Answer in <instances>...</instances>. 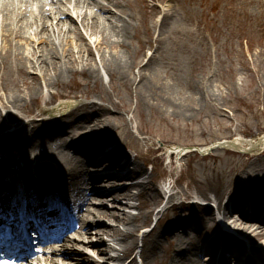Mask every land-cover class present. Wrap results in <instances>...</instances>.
Returning a JSON list of instances; mask_svg holds the SVG:
<instances>
[{
    "label": "rangeland",
    "instance_id": "obj_1",
    "mask_svg": "<svg viewBox=\"0 0 264 264\" xmlns=\"http://www.w3.org/2000/svg\"><path fill=\"white\" fill-rule=\"evenodd\" d=\"M119 2L121 7H112L111 14L108 9L105 10L107 13L94 8L92 10L107 17L116 15L130 20L132 38L125 46L115 49L127 57L131 68L128 80L121 81L118 74L112 77L101 67L100 54L96 48L99 36L83 32L86 38L84 43L94 51V63L100 71L101 81H89L88 70L82 72L81 66H76V72L64 74L61 81L54 85H48L52 80L46 75L41 81L42 89L38 97H27L20 110H2L4 120L8 122L12 116L10 114L17 113L27 122L34 117H41L47 107L63 101L71 102L76 107L74 109L83 105L84 108L82 106L75 111L73 119L61 121L66 125L72 124L67 131L69 134L63 135L62 139L67 138L68 143L75 144L85 140L80 135L81 132H87L85 128L95 127L94 119L98 115L92 112L90 106L107 109L102 114L103 120L108 118L114 126L109 129L104 141L113 144V148L124 154L130 153L131 161L135 155L134 168H143V178L150 181L151 185L167 190L164 180L170 176L171 183L176 184L177 196L168 204L167 196L159 198L150 186L148 195L137 198L134 208L129 210L123 200L114 202L113 198L103 194L110 189L103 187L100 190L101 197L107 198L105 204L95 201L93 203L96 206L92 208L117 213L124 211L136 217V225L140 227L135 241L136 264H168L171 260L168 259L171 255L168 249L171 241L168 236H164V229L181 220L192 225L186 227V234H180L179 237L172 235L173 243L188 249L183 264L214 262L205 255L200 256L202 251L207 250L213 256L216 255L215 264H219L217 254L226 246L212 247L209 242L223 241L225 233L222 226L216 228L211 223L204 212L205 207L195 202L210 203L216 221H221L217 209L224 208L227 202L261 196L259 190H264V149L254 154L217 148L206 156L199 151L238 137L254 139L264 136V0ZM154 11L156 15H153ZM165 13H170L166 28L162 30L160 25L154 27L153 23H161ZM67 18L78 19L76 14ZM78 21L81 23L80 19ZM34 30L28 28L23 32L30 36ZM76 43L74 51L75 56H78ZM1 47L0 39V94L6 97L16 89L26 92L25 85L28 82L36 84V76L39 74L30 65L34 59V45L24 44L19 50L28 66L24 71L17 61L19 55L14 48L9 53L12 67L2 64L4 52ZM67 48L69 52L71 46ZM103 51L108 54L111 48L107 47ZM141 79L146 85L143 94L138 88ZM2 88L7 90L6 94ZM85 113L93 115L94 119L77 126L74 121ZM102 125H107V122H102ZM10 126L0 131V137L13 130ZM2 145L3 142L0 143V150ZM56 148V145L39 144L33 150V155L37 153L41 160L45 159L58 166L56 153L59 152L55 151ZM66 152L68 156L74 154L70 149ZM173 153L176 154L171 155ZM30 157L26 155L25 160ZM2 162L9 164V176L15 178L10 158L2 157ZM71 183V186L64 185L63 192L77 201L80 195L76 188L86 185L80 176L75 177ZM139 191L132 190V194L137 195ZM89 197L99 198L96 195ZM146 201L155 207V214L149 219H146ZM115 206L121 209L116 210ZM167 207L170 208L165 211ZM234 216L236 214L231 212L227 219L236 220ZM96 221L101 225L92 229L90 235L81 236L87 240L88 245L92 244L89 248L85 244L79 247L84 250V254L97 258V247L100 248L103 243L99 242L101 237L98 238L96 234L98 230L113 224V221L106 218H96ZM157 221L159 223L155 227ZM153 229L155 231L151 233ZM238 237L241 240L239 242L243 243L240 246L242 249L239 248L243 254L233 259L226 254L220 263L245 264L250 251H253L252 264H264L263 257L255 254L252 249L262 247L264 238L250 244L245 236L238 234ZM103 239L106 245L112 243L107 236H103ZM30 262L37 264V261Z\"/></svg>",
    "mask_w": 264,
    "mask_h": 264
},
{
    "label": "bare ground",
    "instance_id": "obj_2",
    "mask_svg": "<svg viewBox=\"0 0 264 264\" xmlns=\"http://www.w3.org/2000/svg\"><path fill=\"white\" fill-rule=\"evenodd\" d=\"M117 5L119 8L121 7L119 0H0V39L2 42L1 50L4 52L3 58L1 57L3 59L2 64H7L9 68L12 67L9 53L14 48L19 55L17 61L22 65L21 70L27 69V62H24L19 50L24 44L31 43L34 45L32 53L34 59L30 65L39 71L36 76L37 81L35 80L36 84L28 82L25 85L27 93L16 89L13 92L9 90L10 93L6 97L0 94V131L9 125L13 126H10V128H13L12 131L0 137V143L3 142L0 150V160L5 156L6 159L10 158L12 162L11 169L15 175V178L11 177L10 181L0 182V212L2 210L6 212L8 201L11 200L12 196L20 194L28 199L33 196L38 209H42L45 199L49 200L50 206L55 208L47 215L48 222L44 223L37 218L36 224L40 226V232L42 233V238L37 242L40 248L36 252V257L32 259L37 261V264H136L135 241L137 232L140 229L139 225H136V217L124 211L117 213L92 208L96 206L93 202L97 201L105 204L107 198L101 197L102 191L100 190L103 187L110 188L109 192L103 194L113 198L114 202L119 201V199L123 200L129 210L134 208V201L137 198L148 195V192L151 191L150 186L159 198L164 197V190L151 185L150 181L143 178L145 174L143 168L135 167L134 170L126 172L125 168L128 163L126 156L115 147L111 151L108 150V148L113 147V144L104 141V137L108 136L107 133L114 124L111 125L108 118L103 120L102 114L106 113L107 109L91 105L92 112L98 115L97 119H94L93 115L85 113L81 118L78 117L74 121L77 126L88 122L90 119L97 121L94 122L93 120L95 127L85 128L86 133L82 134V130L80 131V135L84 136L85 140L82 141L83 143L75 144L68 143L67 138L62 139L63 135L69 134L67 131L72 127V124L66 125L61 121L68 118L73 119L76 116L75 111L80 110L83 105L74 109L76 107L71 102L63 101L56 106L47 107L41 117H34L27 122H24L23 117L17 113L10 114L12 116L6 122L2 112V110H20L24 106V102L27 101V97L31 99L38 97L42 89L41 81L45 79L46 75H49L52 80L48 82V85H54L61 81L60 78L64 74L76 72V66H81L83 67L82 72L88 70L89 81H101L100 71L94 63V51L90 45L84 43L86 41L84 33L99 36L96 48L100 54L101 67L106 69L112 77L118 74L121 81H127V75L131 69L129 62L126 55H120L115 49L125 46L127 41L132 38L130 20L115 17L116 15L107 17L94 13L92 10L94 8L102 13L108 9V13L111 14L113 13L112 7H117ZM156 13L154 11L153 15H156ZM75 14L81 20V23L78 19L67 18ZM169 16L170 13H165L161 23H153V26L160 25L162 30L165 29L169 24ZM28 28L35 29L33 35H25L26 33L23 31ZM75 41L77 42L78 52L76 54L78 56H75ZM65 42L66 44H64ZM79 42L82 44L79 45ZM36 45L38 46L36 47ZM67 46H71L69 52ZM107 47L111 48L108 54L103 51ZM25 72L29 74L27 70ZM140 83L141 85L138 88L143 94L146 85L142 79ZM3 91L5 94L7 93L6 89H3ZM33 91L34 94H32ZM48 103L46 102V104ZM104 121L107 122V125H102ZM80 129H83V127ZM39 144L57 146L55 151L59 152L56 153L58 166L52 162L55 173L51 181L39 182L32 180L30 182L29 179L34 175L33 163L46 161L45 159L41 160L42 158L37 153L33 155V150ZM222 144L221 147L226 150L258 154L264 149V136L254 139L238 137ZM69 149L74 152L72 156L66 154ZM26 155L31 157L25 160ZM32 156L34 157L32 158ZM81 157L83 160H81ZM108 170L111 172H108ZM121 173H127L126 177L134 178L137 181L132 184L128 183V185L126 183L127 186L120 190L112 188V186L118 184L115 180L117 179L116 175ZM77 176L82 178L83 184L89 189L86 186L76 188L80 199L74 201L72 196L63 192V188L64 185L71 186V181L73 182ZM18 188L21 190H18ZM135 189L140 190L137 195L132 194V190ZM90 195H96L99 198L90 199ZM176 196L177 193L170 196L168 204ZM246 199L243 202L235 200L233 203H227L224 208H218L219 214L227 222L228 233L224 234L223 241L220 239V241L209 242L212 247L217 245L228 247L224 252H229L231 259L238 258L240 254H243V251L239 250L243 243L239 242L241 240L238 234L245 236L250 244L264 238V196H250ZM62 206L71 209V214L73 213L74 218L70 228L65 227V223H62L65 220L64 214H60L61 220L56 217L57 208ZM144 206L148 210L146 219H149L150 216L155 214V207L148 201L144 203ZM115 209L120 210L121 208L115 206ZM232 211L236 213V216H234L236 220L227 219ZM204 212L208 215L211 223L218 228L219 224L214 217V208L205 207ZM239 214L242 217L238 220ZM96 218H106L113 221V224L105 229L98 230L96 234L98 238L101 237L99 242L103 243L101 247L99 246L100 248L97 247V258L84 254V250L79 247L80 244H85L89 248V245L92 244L88 245L87 240L82 239L81 236L88 235L92 229L101 225L96 221ZM57 226L60 231H58ZM189 226L192 225L181 220V222L172 223L164 229V236H168L171 241L168 247L171 253L168 259L171 260L168 264H183L188 249H184L179 243H173L172 235L173 237H179L180 234H186V227ZM154 231L152 230L151 233ZM67 232H75L76 236L63 238V234ZM103 236H107L112 243L109 245L104 244ZM217 238L219 239V237ZM17 239H20L19 234ZM6 240L9 241L10 238L5 237L4 242ZM25 248L26 250L31 249L22 244L20 251H24ZM252 249H254V253L256 252L255 254L264 259V245ZM12 251L10 256L17 258V260H14V264H29V253L17 257L14 255L15 249L13 247ZM207 253L209 252L204 253L207 259L213 261L215 256L212 253ZM251 253L246 258L245 264H252ZM221 258L223 260L222 255ZM201 263L203 264V262Z\"/></svg>",
    "mask_w": 264,
    "mask_h": 264
},
{
    "label": "water",
    "instance_id": "obj_3",
    "mask_svg": "<svg viewBox=\"0 0 264 264\" xmlns=\"http://www.w3.org/2000/svg\"><path fill=\"white\" fill-rule=\"evenodd\" d=\"M212 149H214V147H211L209 151H211ZM1 167H2L1 169H3L4 176H6L9 171L7 164L2 165ZM37 173L42 179H49L52 177L54 173V168L51 164L44 163V164L39 165V167L37 168ZM259 192H264V190L260 189Z\"/></svg>",
    "mask_w": 264,
    "mask_h": 264
},
{
    "label": "snow or ice",
    "instance_id": "obj_4",
    "mask_svg": "<svg viewBox=\"0 0 264 264\" xmlns=\"http://www.w3.org/2000/svg\"><path fill=\"white\" fill-rule=\"evenodd\" d=\"M0 264H14V262H10V261H0Z\"/></svg>",
    "mask_w": 264,
    "mask_h": 264
}]
</instances>
